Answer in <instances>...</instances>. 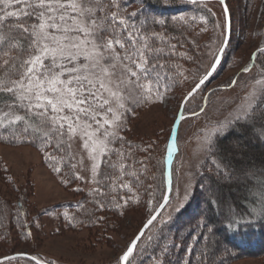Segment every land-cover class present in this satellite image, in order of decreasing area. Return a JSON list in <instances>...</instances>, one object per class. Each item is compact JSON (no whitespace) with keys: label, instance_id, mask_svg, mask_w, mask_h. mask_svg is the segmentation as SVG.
<instances>
[{"label":"snow or ice","instance_id":"1","mask_svg":"<svg viewBox=\"0 0 264 264\" xmlns=\"http://www.w3.org/2000/svg\"><path fill=\"white\" fill-rule=\"evenodd\" d=\"M186 2L202 5L207 15L181 14L165 19L162 10L172 8L177 0H156V4L146 0H0V143L38 148L61 185H75L73 192L84 193V199L74 206L76 213H61L73 228L103 222L105 217L98 212L123 217L131 207L143 204L148 209L146 223L117 256V264H135L136 257L145 253L150 264H171L166 257L176 247H184V254L198 264H225L226 256L232 253L221 249L220 240L215 238L218 229L208 215L222 203L218 191L222 183L242 184L252 195V207L246 215L234 217L229 206L225 215L229 231L238 232L245 224L264 221V182L256 183L258 177L264 178V166L257 168L243 159L235 166L225 163L226 150L220 146L222 140L235 134L230 150L246 157V133L249 141L264 144V64L245 85L244 103L203 133L204 151L213 172L207 177L210 183L205 185L202 179L194 185L191 172L174 178L168 168L178 151L180 126L186 120L180 109L188 111L184 106L217 72L231 32L226 0H218L226 17L223 26L213 24L219 42L213 37L203 45L189 40V33L200 36L209 31L213 0ZM134 4L135 10L129 11ZM177 32L179 35L174 34ZM258 55L264 56V47L253 53V57ZM205 57L208 67L197 74ZM185 63L195 65L196 73L185 68ZM255 67L245 65L239 75L252 73ZM189 76L194 84L179 101L165 148L167 155L149 167L155 159L150 155L154 143L144 146L129 140L124 133L130 131V119L138 110L164 103ZM238 79H231L228 86L236 85ZM191 115L199 113L192 111ZM140 153L145 154L143 158H139ZM256 187L259 192L252 194ZM197 189L211 192L205 201L207 209L198 211L185 225L192 243L177 245L169 226L191 206ZM5 207L0 206V224L7 219ZM45 211L52 214L53 210ZM22 215L27 214L17 206L15 220L21 229L25 227L20 222ZM23 234L25 238L32 236L30 229ZM7 238L8 234L0 232V239ZM141 243L144 247L134 255ZM21 261L57 264L29 252L0 257V264ZM180 264H192V259L181 258Z\"/></svg>","mask_w":264,"mask_h":264},{"label":"rangeland","instance_id":"2","mask_svg":"<svg viewBox=\"0 0 264 264\" xmlns=\"http://www.w3.org/2000/svg\"><path fill=\"white\" fill-rule=\"evenodd\" d=\"M148 1L152 2L151 4L156 3V0ZM226 2L231 17L230 41L217 72L185 105L188 111L184 113L187 116L180 126L178 151L174 152L171 167L174 178L177 179L191 172L194 185L202 179L207 185L210 183L207 177L213 174L212 165L204 151L203 133L205 129L214 125L217 120H223L244 103L245 85L251 83L250 77L258 72L259 64L264 62L262 55L253 57L258 47H264V0H226ZM136 7L137 5H132L129 11L135 10ZM202 7V5L177 0L175 6L162 10V15L165 19L181 14L186 16L207 15L201 10ZM209 7L214 13L209 16V31L200 36L196 33L188 34L189 40L196 39L200 45L207 43L209 37L219 42V32L213 31V24L219 22L223 26L226 18L222 14L218 1L214 0ZM178 8L182 11H178ZM174 34L179 35V32ZM185 47H190V45L185 44ZM250 63L256 65L253 72L240 76L241 68ZM208 64L209 59L205 57L204 67L197 74H202ZM184 66L196 73L195 65L185 63ZM238 76L236 85L229 87V81ZM193 84L194 80L192 76H189V80L179 85L164 103L138 110L136 116L130 119L128 125L130 131L124 133L126 137L133 143L144 146L154 143L155 150L150 155L155 159L150 162L149 167L163 160L179 101L191 90ZM202 108L203 112H201ZM192 111L199 115L192 116ZM247 141L249 139L246 133L244 143L247 144ZM250 143L252 147L256 146L264 153V144L255 140H251ZM144 155L140 153L139 158H143ZM225 163L231 162L225 160ZM259 166L257 168L262 167V164ZM197 171L200 174H197ZM262 182L264 178L256 179L257 185ZM74 186L70 185L65 188L60 184L59 177L49 167L43 158V153L38 148L30 144L0 143V206L6 205L5 215L7 216V219L0 224V232L8 234L7 240L0 239V257L17 252H29L56 260L57 264H117V256L122 254V251L146 223L149 215L148 209L143 204L131 207L123 217L110 211L98 212V216L105 217L103 222L95 225L85 223L73 228L63 219L61 213L64 211L76 213L75 204L84 199V193H75L71 190ZM80 186L84 187V185ZM221 186L229 187L230 192L231 188L233 191L239 184L222 183ZM259 190V187L253 188L252 194L258 193ZM218 191L222 203L215 212L219 218H224L229 211V206H232L231 214H233L234 207L237 206L235 198L239 193L235 191L229 193L222 189ZM208 196H211V192L197 189L191 206L169 226L168 231L177 245L188 246L192 243L184 238L188 235L185 225L194 214L206 209L205 201ZM20 204L27 214L20 217V222L25 225L23 229L16 224L15 220L16 209L17 206H21ZM45 210L53 211L52 214H48ZM5 225L7 227H4ZM29 229L32 236L25 238L23 233ZM145 234L149 233L146 231ZM176 235L182 236L188 244L177 241ZM215 238L221 241V249L227 248L232 253L231 256H226L225 264H264V250L256 253L242 249L238 251L222 243L224 239L218 232ZM143 247L142 243L138 244L134 255ZM151 251L149 249V252ZM199 251L200 249L197 248V255ZM156 252L158 254L159 250L157 249ZM181 258L192 259V264H198L195 258L184 254V247H176L170 256L166 257V261H170L171 264H180ZM141 260L143 264H150L148 253H145L143 257L137 256L135 264H141ZM20 264H25V262L21 261Z\"/></svg>","mask_w":264,"mask_h":264},{"label":"trees","instance_id":"3","mask_svg":"<svg viewBox=\"0 0 264 264\" xmlns=\"http://www.w3.org/2000/svg\"><path fill=\"white\" fill-rule=\"evenodd\" d=\"M147 3H152L150 1H146ZM187 3L186 1H180ZM156 4V3H155ZM190 4V3H188ZM159 7V6H157ZM257 64V63H256ZM264 64V62H261L259 66ZM237 136L235 134L229 136L227 139L221 141V147L225 149L226 151L224 152V156L226 157L225 160L230 161L234 166L237 160L243 159V162H249L252 161L254 164H258L261 166H264V153L262 152L261 149L257 148L256 146L252 147L250 141H247L248 143V148L246 149L247 151V156L246 157H240L235 155L231 150H230V145L232 141H235V138ZM168 143V142H167ZM166 157V152L163 156V159ZM247 164V163H245ZM257 165V166H258ZM259 166V167H260ZM219 189L225 190L229 192V187L225 188L224 186H220ZM232 190V188H231ZM231 192H238L239 194L236 196V205L234 207L233 211V216L238 218L240 215H246V211L252 207V204L249 203V200L252 199V195L249 193L248 190L244 188L242 184H239V186L234 189ZM248 196V199H245V197ZM22 206V204H20ZM207 209V207H206ZM217 212L214 213H208V215L211 217L212 220V226L218 229L219 235L223 237V242L225 245L227 244L228 248L232 247L235 250L242 249L251 253H256L260 252L261 250H264V221H259L257 223H254L253 225L249 226L247 224L243 225L238 232H232L229 231L225 225L228 222L225 217L219 218L216 214ZM246 232V233H245ZM185 239H188V235L185 237ZM177 241H181L182 243L187 242V240H183L182 236L176 235ZM190 241V240H189ZM192 242V241H190ZM221 242V241H220ZM224 246V245H222ZM200 248L198 247V250ZM227 260V259H226Z\"/></svg>","mask_w":264,"mask_h":264},{"label":"water","instance_id":"4","mask_svg":"<svg viewBox=\"0 0 264 264\" xmlns=\"http://www.w3.org/2000/svg\"><path fill=\"white\" fill-rule=\"evenodd\" d=\"M180 1H186V0H180ZM213 1H214V0H213ZM215 1H218V0H215ZM226 3H227V2H226ZM229 16H230V11H229ZM230 23H231V17H230ZM230 37H231V32H230ZM230 37H229V41H230ZM223 58H224V57H223ZM223 58H222V60H223ZM222 60H221V62H222ZM213 74H214V73H213ZM213 74H212V76H213ZM212 76H211V77H212ZM211 77H210V78H211ZM210 78H209V79H210ZM206 82H207V81H206ZM206 82H205V83H206ZM184 107H185V106H184ZM180 111H181V114H183L185 117L187 116V115L184 113V110H183L182 108L180 109ZM178 123H179V122H178ZM171 135H176V133H175V132H172ZM166 155H167V153H166ZM173 157H174V153H173ZM172 162H173V158H172ZM172 162H171L170 165H168V168H169L170 170H171V167H172ZM143 226H144V225H143ZM142 228H143V227H142ZM142 228H141V229H142ZM141 229H140V230H141ZM10 255H11V254H10Z\"/></svg>","mask_w":264,"mask_h":264}]
</instances>
